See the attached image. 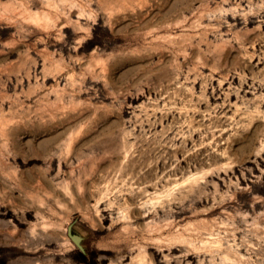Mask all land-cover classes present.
Returning a JSON list of instances; mask_svg holds the SVG:
<instances>
[{
    "label": "rangeland",
    "instance_id": "374dc122",
    "mask_svg": "<svg viewBox=\"0 0 264 264\" xmlns=\"http://www.w3.org/2000/svg\"><path fill=\"white\" fill-rule=\"evenodd\" d=\"M0 264H264V0H0Z\"/></svg>",
    "mask_w": 264,
    "mask_h": 264
}]
</instances>
